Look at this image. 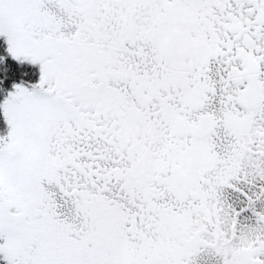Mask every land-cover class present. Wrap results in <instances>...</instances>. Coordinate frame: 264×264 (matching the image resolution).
<instances>
[{
	"label": "snow or ice",
	"instance_id": "obj_1",
	"mask_svg": "<svg viewBox=\"0 0 264 264\" xmlns=\"http://www.w3.org/2000/svg\"><path fill=\"white\" fill-rule=\"evenodd\" d=\"M0 264H264V0H0Z\"/></svg>",
	"mask_w": 264,
	"mask_h": 264
}]
</instances>
